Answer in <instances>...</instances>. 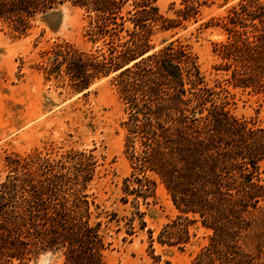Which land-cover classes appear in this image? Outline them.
I'll use <instances>...</instances> for the list:
<instances>
[{
  "label": "trees",
  "instance_id": "1",
  "mask_svg": "<svg viewBox=\"0 0 264 264\" xmlns=\"http://www.w3.org/2000/svg\"><path fill=\"white\" fill-rule=\"evenodd\" d=\"M70 3L91 17L93 43L120 40V52H79L58 45L46 71L67 78L78 92L116 73L125 101L124 150L130 175L123 180L128 216L105 211L87 193L98 164L91 152L58 160L6 157L0 183V264H26L41 254H61L64 264H106L115 227L129 236L147 227L157 184L167 192L176 219L157 236L183 250L191 231H211L190 264H264V126L236 116L222 83L209 86L197 57L178 40L155 50L152 37L198 13L184 0L180 20L164 18L155 0H0V21L23 36L37 16ZM221 25L226 41L214 45L215 70L233 88L264 98V1L239 0ZM129 26L126 27L125 24ZM150 246L152 231L147 230Z\"/></svg>",
  "mask_w": 264,
  "mask_h": 264
},
{
  "label": "rangeland",
  "instance_id": "2",
  "mask_svg": "<svg viewBox=\"0 0 264 264\" xmlns=\"http://www.w3.org/2000/svg\"><path fill=\"white\" fill-rule=\"evenodd\" d=\"M183 1L155 0V5L164 18L180 20L178 11L184 9ZM188 1H194L198 13L172 30L158 31L152 37L151 44L156 47L153 51L175 40L188 45L198 59L205 82L209 86L220 82L226 89L233 113L264 126L263 96L233 88L224 81V73L215 70L220 59L213 51L214 45L226 41L221 25L239 0ZM90 17L83 9L65 3L50 15L37 16L23 36L0 21V183L7 175L8 156L37 155L58 160L69 152L92 151L98 164L87 193L101 209L128 216L131 205L119 202L123 180L131 168L123 153L125 131L121 123L126 118V103L114 79L116 73L78 92L67 78L46 71L58 45L69 44L79 52L94 55L99 50L120 52V40L105 45L90 40ZM258 172L264 179V160ZM141 210L147 212L145 230L129 236L121 222L119 231L115 227L109 232L111 245L103 254L106 264H190L208 244L211 231L200 224L191 231L194 236L183 250L157 242L160 230L178 214L161 184H157L154 204L148 210L141 206ZM148 229L154 238L152 246ZM26 264H64V259L61 254L47 252Z\"/></svg>",
  "mask_w": 264,
  "mask_h": 264
}]
</instances>
